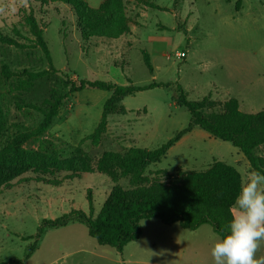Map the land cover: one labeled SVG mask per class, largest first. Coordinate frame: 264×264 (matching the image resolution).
<instances>
[{"label":"rangeland","instance_id":"374dc122","mask_svg":"<svg viewBox=\"0 0 264 264\" xmlns=\"http://www.w3.org/2000/svg\"><path fill=\"white\" fill-rule=\"evenodd\" d=\"M46 1L14 0L0 6V33L14 36L17 27L22 43L32 38L24 17L34 11L45 25L44 36L57 70L23 89L20 81L26 71L48 69L44 54L40 49L0 45V66L7 65L13 73L7 78L0 67V149L41 123L43 114L30 106L46 108L52 97L63 98L51 127L14 155L19 167H5L16 177L0 195V263L214 264L211 248L217 234L211 225L189 231L178 223L144 220L141 238L128 244L122 254L99 245L87 226L77 222L36 235L45 220L73 210L89 214V196L95 217L115 187L132 189L129 179L112 183L99 171V159L106 152L156 149L187 127L188 111L173 100L178 86L192 101L211 95L216 112L232 98L243 112L264 111V0H123L130 34L88 42L82 40L68 5ZM101 1L87 3L99 8ZM144 51L150 55L153 74L145 65ZM69 80L119 85L132 80L136 86L155 80L168 86L126 97L122 102L126 111L107 117L106 133L94 145L89 137L111 92L87 88L72 94L66 85ZM257 153L264 156V146ZM215 161L235 167L242 179L252 169L238 148L195 128L161 162L151 165L146 176L154 180L161 170L169 174L203 171ZM255 259L264 264V241Z\"/></svg>","mask_w":264,"mask_h":264},{"label":"trees","instance_id":"16d2710c","mask_svg":"<svg viewBox=\"0 0 264 264\" xmlns=\"http://www.w3.org/2000/svg\"><path fill=\"white\" fill-rule=\"evenodd\" d=\"M43 1L46 0H35ZM68 5L74 12L79 33L84 42L93 38L116 40L130 34L129 21L125 14L123 0H103L99 8H92L86 0H54ZM25 25L32 38L27 43L20 42L22 34L17 27L13 28L14 36L0 33V45H9L17 49H40L44 54L48 69L42 71H26L25 78L20 81L23 89H29L35 82L57 73L53 64L50 49L45 39V25L35 17L34 11L25 14ZM83 49V48H82ZM144 62L151 74L154 68L150 55L143 52ZM2 74L11 78L13 73L7 65H2ZM70 86L69 93H79L87 88L111 92L105 102L102 118L94 133L89 137L94 145H98L107 130V117L124 113L122 102L126 97L139 92L168 86L155 80L145 86H136L132 80L127 85H119L105 81L79 80L66 81ZM178 95L173 98L176 105L185 108L190 121L187 127L178 132L171 140L160 147L148 150L131 148L119 152H106L98 162V169L107 175L112 183L120 179H129L132 189L125 191L115 187L109 194L101 211L94 217L93 200L89 196L91 211L89 214L73 210L54 220H45L39 227L38 238L48 229L63 227L72 222L87 226L88 234L104 247L115 248L122 254L125 247L142 236V221L157 219L165 225L178 223L181 228L196 231L204 225H211L218 234L231 219L234 209L231 204L237 194L241 173L233 166L215 161L203 171L169 174L166 170L157 172L158 177L150 180L146 170L153 164L161 162L168 151L190 133L199 128L212 137L228 142L238 148L247 158L252 169L264 171V156L257 151L264 146V111L246 113L240 109L238 100L229 99L223 110L216 112L211 95L200 101H192L182 86L177 88ZM63 105V98L52 97L46 108L30 106L43 114V120L37 128L15 138L7 147L0 149V195L4 188L16 177L5 167H19V160L14 158L24 143L43 135L52 125ZM34 247L28 252V259ZM22 263L19 260L0 264Z\"/></svg>","mask_w":264,"mask_h":264},{"label":"clouds","instance_id":"9594fccd","mask_svg":"<svg viewBox=\"0 0 264 264\" xmlns=\"http://www.w3.org/2000/svg\"><path fill=\"white\" fill-rule=\"evenodd\" d=\"M231 208L235 212L214 238V264H258L255 254L264 241V171L247 172Z\"/></svg>","mask_w":264,"mask_h":264},{"label":"crops","instance_id":"0c3cea01","mask_svg":"<svg viewBox=\"0 0 264 264\" xmlns=\"http://www.w3.org/2000/svg\"><path fill=\"white\" fill-rule=\"evenodd\" d=\"M12 1H14V0H0V6L1 5H3V4H6V3H10V2H12ZM87 1V0H86ZM103 1V0H102ZM102 1H101V4H102ZM100 4V5H101ZM198 231V230H197Z\"/></svg>","mask_w":264,"mask_h":264},{"label":"built area","instance_id":"2783aa9c","mask_svg":"<svg viewBox=\"0 0 264 264\" xmlns=\"http://www.w3.org/2000/svg\"><path fill=\"white\" fill-rule=\"evenodd\" d=\"M182 56H185V54H182Z\"/></svg>","mask_w":264,"mask_h":264}]
</instances>
